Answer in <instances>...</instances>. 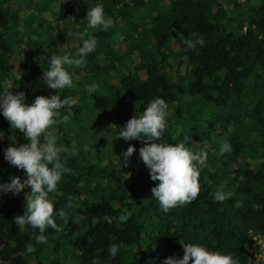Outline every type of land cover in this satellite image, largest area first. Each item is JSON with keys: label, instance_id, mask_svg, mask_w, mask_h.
I'll use <instances>...</instances> for the list:
<instances>
[{"label": "trees", "instance_id": "16d2710c", "mask_svg": "<svg viewBox=\"0 0 264 264\" xmlns=\"http://www.w3.org/2000/svg\"><path fill=\"white\" fill-rule=\"evenodd\" d=\"M18 1L0 0V92H23L29 104L52 94L77 104L61 109L49 129L69 153L49 194L68 223L60 232L47 229L48 242L36 244L38 230L15 222L25 194H0V264H162L182 258L184 243L250 264L255 238L264 239V0H40L24 16L11 6ZM97 4L114 21L106 32L87 27V11ZM80 37L97 47L84 68L65 66L73 87L47 88L51 55L75 56ZM156 97L169 105L161 142L190 136L193 153H208L198 197L168 212L152 198L159 182L139 158L146 141L118 135ZM225 140L232 151L220 156ZM24 143L0 115V183L26 179L4 159V149ZM130 145L137 151L125 165ZM220 186L233 193L223 203L213 199ZM123 209L132 215L121 224ZM111 244L119 245L115 258Z\"/></svg>", "mask_w": 264, "mask_h": 264}, {"label": "clouds", "instance_id": "9594fccd", "mask_svg": "<svg viewBox=\"0 0 264 264\" xmlns=\"http://www.w3.org/2000/svg\"><path fill=\"white\" fill-rule=\"evenodd\" d=\"M87 27L90 29L101 28L108 31L113 27L114 21L107 16L102 4L87 11ZM75 56L52 54L50 67L43 72L42 81L47 88L63 90L72 88L74 81L65 66L71 68H84L88 56L96 50L97 41L83 39ZM203 43L201 39L198 41ZM193 47V45H189ZM77 100L71 96L61 99L59 95L48 97L38 96L32 103H26L23 92L12 94L0 92V115L11 126V129L23 133L27 143L20 146H10L4 149V159L11 166L23 170L26 179L22 182L19 177H13L7 184L0 183V194L12 193L14 195L25 194V211L23 216L15 217V222L20 227L28 226L38 230L35 235L36 244H46L48 238L45 235L47 229L56 232L63 230L68 223V213L65 208L54 211V202L49 194L57 190L66 169L62 162L68 153V149L57 146L55 131H49L57 123L61 109H71L76 106ZM169 105L165 99L156 97L152 99L138 116L135 115L124 125L118 135L125 141L143 140L145 146L139 149V158L149 170L153 182H159L151 189L152 198L158 203L164 212H168L177 206L191 203L200 192L199 175L200 167L205 165L208 153H193L188 147L193 144V138L185 136L178 144H166L161 142L168 126ZM69 116L64 115L61 123H67ZM151 142V143H147ZM136 148L130 145L122 153L123 162L126 165L136 152ZM232 151L231 145L225 140L218 155ZM120 159V158H119ZM121 161V159H120ZM122 162V161H121ZM26 189L28 191H26ZM30 190V191H29ZM233 196L232 192H226L223 186L213 193L215 202L223 203ZM74 206L73 197L68 198L66 208ZM239 207V203L236 204ZM257 210L260 205L255 206ZM132 215L128 209H123L116 218L121 224L126 223ZM57 219L63 222L58 224ZM109 224L113 218H106ZM183 257L175 256L163 260L162 264H238L231 254H222L218 251H209L200 244L184 243ZM36 251L34 245L26 246V252L31 254ZM109 255L115 258L119 252V245L111 244Z\"/></svg>", "mask_w": 264, "mask_h": 264}, {"label": "built area", "instance_id": "2783aa9c", "mask_svg": "<svg viewBox=\"0 0 264 264\" xmlns=\"http://www.w3.org/2000/svg\"><path fill=\"white\" fill-rule=\"evenodd\" d=\"M245 2L246 0H240ZM257 248L253 251V257L250 260V264H263L264 262V239L260 236L255 238Z\"/></svg>", "mask_w": 264, "mask_h": 264}, {"label": "rangeland", "instance_id": "374dc122", "mask_svg": "<svg viewBox=\"0 0 264 264\" xmlns=\"http://www.w3.org/2000/svg\"><path fill=\"white\" fill-rule=\"evenodd\" d=\"M39 1L40 0H21L16 2L15 4H11V6L14 10L18 11L21 16H24L29 13V6H34ZM87 123H89V121H87Z\"/></svg>", "mask_w": 264, "mask_h": 264}]
</instances>
